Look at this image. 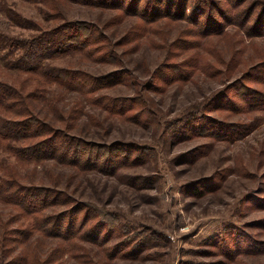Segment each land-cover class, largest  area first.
Wrapping results in <instances>:
<instances>
[{"label": "rangeland", "instance_id": "374dc122", "mask_svg": "<svg viewBox=\"0 0 264 264\" xmlns=\"http://www.w3.org/2000/svg\"><path fill=\"white\" fill-rule=\"evenodd\" d=\"M145 1L186 17L0 0V79L34 85L13 65L40 55L76 72L38 93L55 157L26 150L45 136L0 149V182L50 204L0 195V264H264V0Z\"/></svg>", "mask_w": 264, "mask_h": 264}, {"label": "trees", "instance_id": "16d2710c", "mask_svg": "<svg viewBox=\"0 0 264 264\" xmlns=\"http://www.w3.org/2000/svg\"><path fill=\"white\" fill-rule=\"evenodd\" d=\"M98 3H103L105 5L113 6V7H123L131 14L140 13L141 15H145L151 22L157 21L158 19L169 16L176 19H183L186 17L185 4H179V6L175 7V3L171 2L166 6H157L152 3V7L149 5L141 8L139 3H136V0H132L131 4L123 2L121 0H94ZM149 0H146L148 2ZM56 6V4L54 3ZM57 7V6H56ZM56 9V8H55ZM54 15V14H53ZM214 22V21H213ZM214 23L209 24L208 32L212 31H221L218 29V24L216 23V28L211 27ZM222 27V26H220ZM56 30H52L49 33H53ZM36 40V39H35ZM35 40L32 41V46L35 43ZM70 46L75 47L78 46L79 49L85 50L87 48V41L80 40L77 45L71 44ZM63 51V46L59 51L55 52L53 50L52 55H58ZM47 55H44V57ZM41 59L35 62H29V64L23 66L21 68V61L16 62L13 66L15 69L25 70L27 73H31L29 77L26 78L29 82V78L35 82L34 85H29L28 83L25 85L23 81L20 82L19 86L14 82L17 80L14 78L11 81L0 79V149L7 148L9 151H16L21 149L19 147H15L10 140H27L33 139L36 137L45 136L42 139H37L32 144L27 145L26 150H33L35 148H41L42 145H47L46 149H42L40 156L38 157H55L57 151V142L54 135L60 131L56 130L52 121L57 120L56 114L57 109H53L51 116L48 111L44 110V105L50 103V96L46 95L44 100H41L38 96L39 91L42 88H46L47 85L58 84L64 87H71L74 89L75 87V69L68 67H57L50 66L46 64L42 59L43 56H39ZM116 77H113V80H116ZM29 87V88H28ZM3 88V89H2ZM47 106V105H46ZM48 107V106H47ZM69 110L61 111L65 113H71L75 111L74 106L68 108ZM60 111V110H59ZM70 114V115H71ZM54 130V131H53ZM44 146V147H45ZM18 153V152H17ZM46 155V156H45ZM36 158L31 157V160ZM0 182V195L1 197H6L9 201H14L15 203H21L23 208L27 209L30 212L32 218H38L42 209L49 207V202H45L44 200H38L36 197L40 196L41 192H36L35 188H31L28 192L26 198L19 196L16 191L20 186H14L11 191H9V186L12 183L10 179H6L5 177L1 178ZM14 181V180H13ZM18 178L15 179L13 185L19 184ZM39 189H46L39 187ZM39 190V191H40ZM48 190V189H46ZM41 201V202H40ZM26 205V206H25ZM37 214V215H36ZM48 217V216H44ZM70 227L69 229H71Z\"/></svg>", "mask_w": 264, "mask_h": 264}]
</instances>
